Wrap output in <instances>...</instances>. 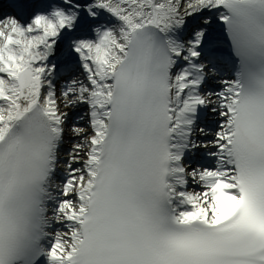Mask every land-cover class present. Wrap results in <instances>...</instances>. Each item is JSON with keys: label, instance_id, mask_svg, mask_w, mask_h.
<instances>
[{"label": "snow or ice", "instance_id": "1", "mask_svg": "<svg viewBox=\"0 0 264 264\" xmlns=\"http://www.w3.org/2000/svg\"><path fill=\"white\" fill-rule=\"evenodd\" d=\"M9 4L0 264H264V0Z\"/></svg>", "mask_w": 264, "mask_h": 264}, {"label": "bare ground", "instance_id": "2", "mask_svg": "<svg viewBox=\"0 0 264 264\" xmlns=\"http://www.w3.org/2000/svg\"><path fill=\"white\" fill-rule=\"evenodd\" d=\"M62 108H63V106H62ZM67 109H69V110H70V112H71L70 114H72V113H73V110H72L71 108H66V110H67ZM65 139H66V143H67V140H68V142H70V141H71V139H72V137H69V136H68V138H67V137H65ZM66 143H65V144H66Z\"/></svg>", "mask_w": 264, "mask_h": 264}]
</instances>
